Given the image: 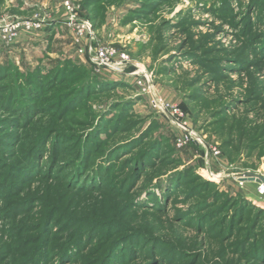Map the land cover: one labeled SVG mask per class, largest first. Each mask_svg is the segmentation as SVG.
I'll return each instance as SVG.
<instances>
[{
  "label": "rangeland",
  "instance_id": "1",
  "mask_svg": "<svg viewBox=\"0 0 264 264\" xmlns=\"http://www.w3.org/2000/svg\"><path fill=\"white\" fill-rule=\"evenodd\" d=\"M86 1L196 137L49 31L0 45V264H264V0Z\"/></svg>",
  "mask_w": 264,
  "mask_h": 264
},
{
  "label": "built area",
  "instance_id": "2",
  "mask_svg": "<svg viewBox=\"0 0 264 264\" xmlns=\"http://www.w3.org/2000/svg\"><path fill=\"white\" fill-rule=\"evenodd\" d=\"M62 7L65 13L60 18L39 12L27 16L14 13L0 16V43L13 45L23 33L38 34L53 26L52 23L65 25L74 38L76 53L94 69L96 74L131 78L135 87L142 94L148 95L153 109L164 113L168 123L180 131L177 137L179 146L196 137L194 131L184 121V112L180 106L157 94L153 73L135 63L128 48L100 42L96 38L94 23L89 18L80 16L74 0H64ZM259 190L260 194H264L262 186Z\"/></svg>",
  "mask_w": 264,
  "mask_h": 264
},
{
  "label": "crops",
  "instance_id": "3",
  "mask_svg": "<svg viewBox=\"0 0 264 264\" xmlns=\"http://www.w3.org/2000/svg\"><path fill=\"white\" fill-rule=\"evenodd\" d=\"M35 4L37 2L33 3V0H4L3 4L0 6V12H8L10 10H17L16 13L20 14L21 16L29 15L33 11H37L35 8ZM9 13V12H8ZM51 17L60 18L64 15V10L62 7H59L58 10H54L48 12ZM53 15V16H52ZM56 25L52 28L49 27L46 29V31L40 32L35 35H29L26 33H23L16 42V47L23 46L24 44H29L31 41H35L38 39H43L48 34L47 31H49V36L54 35V39H56L59 43L63 45V47L67 49L75 48L76 50V44L74 43V38L71 36L68 28H66L65 25H62L60 23H55ZM0 45L4 46L0 43ZM6 47V46H5Z\"/></svg>",
  "mask_w": 264,
  "mask_h": 264
},
{
  "label": "water",
  "instance_id": "4",
  "mask_svg": "<svg viewBox=\"0 0 264 264\" xmlns=\"http://www.w3.org/2000/svg\"><path fill=\"white\" fill-rule=\"evenodd\" d=\"M241 178H249L251 177L252 179H255L256 181L260 182V183H264V177L256 172L253 171H249V172H245L243 174H241Z\"/></svg>",
  "mask_w": 264,
  "mask_h": 264
},
{
  "label": "trees",
  "instance_id": "5",
  "mask_svg": "<svg viewBox=\"0 0 264 264\" xmlns=\"http://www.w3.org/2000/svg\"><path fill=\"white\" fill-rule=\"evenodd\" d=\"M95 0H87L85 3H84V5L85 6H88V5H93ZM89 2V3H88ZM86 17V16H85ZM87 18H89L90 20H93L90 16H88Z\"/></svg>",
  "mask_w": 264,
  "mask_h": 264
},
{
  "label": "bare ground",
  "instance_id": "6",
  "mask_svg": "<svg viewBox=\"0 0 264 264\" xmlns=\"http://www.w3.org/2000/svg\"><path fill=\"white\" fill-rule=\"evenodd\" d=\"M210 173V172H209ZM213 174V173H212ZM215 175V173L213 174V176ZM217 176V175H216ZM218 178V177H217ZM251 178V177H250ZM216 179V178H215ZM246 179V180H249V178H243V180ZM262 187L264 188V185H262Z\"/></svg>",
  "mask_w": 264,
  "mask_h": 264
}]
</instances>
